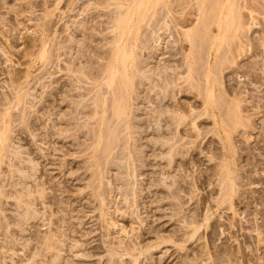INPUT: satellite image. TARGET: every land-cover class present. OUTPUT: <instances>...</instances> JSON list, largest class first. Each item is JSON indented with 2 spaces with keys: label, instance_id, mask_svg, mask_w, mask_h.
Returning <instances> with one entry per match:
<instances>
[{
  "label": "bare ground",
  "instance_id": "6f19581e",
  "mask_svg": "<svg viewBox=\"0 0 264 264\" xmlns=\"http://www.w3.org/2000/svg\"><path fill=\"white\" fill-rule=\"evenodd\" d=\"M72 1L73 0H71V2ZM78 1L80 3L82 0L81 1L78 0ZM94 1L96 2V0H94ZM100 1H103V0H99V2ZM104 1H106L108 6H112V8L114 7L115 9L121 10V11H119L116 14L114 13L115 16L113 17V21L111 23L112 29L110 32L112 39L107 42L108 44H110L108 51L106 49H105V51L102 49L106 46V45H104L101 48V51L102 50L103 51L99 52V53L97 52L98 54L96 55L99 59L101 58L103 61L106 59L105 61H107V66L106 65H105L106 67L99 66L100 68L97 69V72L95 75L91 73V70L87 71L86 69L84 70L85 67L84 68H83V66L81 67V65H82L81 61H85V60L87 61V63L89 65H92V58L88 57L89 55H87L84 48H82L81 46L79 48H75L73 45H71L72 44V43H70L71 40H69L67 36L66 37L69 41H67L66 39L64 40L62 37V41L59 43V44H61L63 42V43H67V45H65L63 47H62V45H59L61 47H57L58 42L56 43V39H55V37L57 38V36L53 37V32H54L55 28H57L58 24H59V26H61L60 24L63 23L62 22L63 17H62V15L59 14V17L57 18L58 23L55 21V24L57 23V26L53 25V24L51 25L50 24L52 21L51 18L53 16L51 14V12H47L44 15V17L41 21L42 23L40 25L38 24L41 29L36 32L37 35L36 36L34 35L35 37H30L28 39V41L25 44L22 52L19 53L22 55L21 56L22 59L27 58V61L25 63H21L20 60H22V59L20 57H18L17 61L14 59L15 62L13 63V67L14 66L22 67V65L23 66L25 65V69H23V70L14 69V70H11L10 73H8V75L10 76L9 82L11 85L12 93L9 94V96L5 95L2 97L0 95V170H2L3 164L6 163L5 162V160H6L5 158L7 157L6 152L10 146L9 140H11L9 133H10V131L13 130V128H12L13 125L18 123V121H20L19 124H16V126H14L15 129L18 127H20V129H21V127H23L22 125L26 124V123L28 125L33 126L32 125L33 123L32 124L29 123V119L32 118V116H33L32 115L30 117V115H31L30 113L32 112L30 109L35 108L36 105L40 104V102L38 101L39 99H36L35 96H34L35 98L33 97L34 94L31 95L30 91L34 90L36 88V86H41L42 89L46 88L42 82L43 78H46L45 77L46 73H44V71L46 70L47 67L43 68V66L46 64V61L47 62L49 61V65H50L51 57L52 58H54L53 56L59 57V55L61 56L63 54L68 56L69 54L72 53V51H74V54L73 55L71 54V57L66 58V60H65V62L68 63V66L69 65L72 66V68L68 67L69 71L71 73H75V74H83L87 79L95 80V85L93 84L94 85L93 89L92 90L89 89V91L86 89L87 90L86 93H88V94L92 93V99L94 100L93 102L95 105L94 106L95 109L93 108L94 113H91V116H93V117H91L90 119L95 117V119L98 121V123L96 122L98 124V127L94 131L93 134L91 133L92 131L90 129H89L90 131L87 129L90 133L88 131L87 132L92 136L93 142L91 143L90 147L86 146V149L85 150L83 149V150L86 151L88 149H91V150H88V152L92 151V156L90 153V156H91L90 159H93V160H92V162L90 161V163H91L90 166H89V164L88 165L86 164L87 166H85V171L91 172V174H89L91 177L88 180L89 181L88 184L86 182L87 186H85V187L90 188L91 192L86 193L84 196H85V198H87L86 196H88V197H91V199H94V201H92V202H98V204L96 203L97 205H96V207H94L95 208L94 210L98 211V214L100 215V217H99L100 222L107 223L108 220H111V217H110L111 212H109L110 208L108 206L110 203L109 204L107 203V200H108L107 198H108V195L110 196L109 193H111L112 192L111 190H113V189L110 187L111 189H109V190H107L108 188L107 189L102 188L100 190V188L104 183L103 179L107 178L108 173L111 170V168L117 167V165H119V166L122 165L123 160L121 163H118V164H117V162L113 161V158L115 157L114 150L116 149V147L119 146L120 143H122L121 141H123L122 146L125 149V151L123 153H126V156H127L126 158H124L125 159L124 165H127L130 168L129 169L131 171L130 175L133 176L134 169H133L132 165L135 163L136 159L134 158L135 157V155H134L135 151L132 150V144H129V142L131 140H133L132 136H134V134H132V132L130 130H131V128H133L132 126H134V125L136 126L135 118L137 117L136 116L137 113L140 111L137 107H133V106H137L135 104L138 103L139 99L141 98V92L137 93V91L140 90V88H142L141 90L144 91L145 89L148 88L147 87L148 84H149V89H151V87L153 88L152 84H154L156 82V80L154 79L155 76L156 77L159 76L158 79H161V80H158V81L159 82L161 81V83H163V84H161V85H163L162 86L163 88H161L160 85H159V87L161 89L165 90V93H163L164 94L163 97L159 98L158 102L156 101L158 103V105L161 106L162 108H163L162 103L165 100L168 103V101H171L172 99H174L175 96L180 95V94H185L186 92L193 94V98L195 100V102L191 100L192 101L191 104L190 103L184 104V103H182V102H184V100L181 102L180 101L181 98L177 99L176 103L173 106V110L171 109L172 113H169L171 110H169V112L165 111V110L160 111V108H159V111H160L159 112L157 109L158 112H156V111H154V112H156L157 118L162 120L161 122L165 121L167 123V126L169 129H171L172 125H174L176 127V129H178V127L182 126L183 122L191 120V125H190V123H189V125L191 128H193L195 130V134H191V132L186 133L187 132L186 130H184V131H186L185 133H182L181 131L180 132L178 131V132H179V134H181V135L183 134L186 137L188 136V137H194L195 139H199L198 144H196L197 147L201 146L202 142L207 138V136L219 138L220 144L222 146L221 147L222 151H220V154H218V155H220L222 159L219 160L220 163L218 166H216V168H217V169L215 168L216 170L211 169L212 172L210 174V177L216 178L219 181L218 185H220V187L222 186V189L220 188L222 194L220 195L218 201L216 200L217 201L216 205H219V206L223 205L224 206V204L228 205V203H229L228 207L230 208V210H233L234 207L232 206V199L237 192V186H238L237 185V179L239 178V175L240 176L242 175L241 179H243V177H245V176H243V174H239L240 171L239 170L236 171V169H234V167H233L236 163V161L234 163V155L236 154V150L238 149V145L236 144L235 138L233 137V135H234L233 133L237 132L238 129H240V130L245 132V134H242V135H245L244 137L248 138L249 137V133H248L249 131L247 129H251L252 127L254 128V126H252V124H251L252 122L248 123V121L251 119L252 116L257 115L256 109H253V108L257 107V105L254 106V103L252 105V102L249 100L250 97L247 95V93H249V92H247V89L245 87V85L249 84L247 82V78H249V77H248V75H246L245 72H239V70H241V66H240V62H238V59L242 57L245 50H246L245 54H248L249 52L253 53V51L257 50L255 48L256 44H255V46H253V42L256 43V41L258 40L257 48L258 47H264V30H263L262 35H259V37L257 36L258 37L257 39L254 37V31L253 30L258 25V23L256 22V18L254 16L255 10L253 11L252 9H249L247 11L248 14L246 13L247 16H245L241 13V10L245 7L241 6L242 4L239 6L236 2H234L235 0H104ZM236 1L238 2V0H236ZM62 2H64V4L69 2V3H67V4H69L67 6L73 7L72 3H70V0H56V4L54 2V4L56 5V9H57L58 5H60V3H62ZM74 2H76V1H74ZM74 2H73V4H74ZM46 3H47V1H46ZM83 3L82 4L80 3V6H82V5L84 6L85 4H83ZM27 4H28V2H27ZM100 4H102V3H100ZM143 6H145V8L148 7V9L143 10L144 12L142 11V13H140V15L135 18L136 14H138V11H140V8H142ZM85 7H86V5H85ZM123 7H125V8H123ZM32 8H34V7H32ZM101 8H103V7H101ZM247 8L248 7H246V9ZM76 9H78V8H76V6L74 4V8L72 9V12L76 11ZM117 10H115V11H117ZM224 10H226L227 13L226 12L224 13ZM82 12H83V8H82ZM110 12H111V10H110ZM112 12H114L113 9H112ZM106 13H109V11ZM77 14H78V11H77ZM232 14H235V15H232ZM229 15H232V16L229 18L228 17ZM111 16H112V14H111ZM16 17H18V16H16ZM65 17H67V16H65ZM77 19H78V17H77ZM110 19H111V17H110ZM91 20L93 21V19H91ZM88 22H90V21L85 20V19L83 20L81 18V20L77 21V23L72 21L71 23H73V25H71L69 23L70 26L69 25L66 26L68 23H65L66 25L64 24L58 30H60V31L63 30L65 32L71 30V32H73L75 35L76 34L85 35L86 30L89 29V26L87 28ZM11 32L12 31H10L9 32L10 34L6 35V36L0 33L1 37L5 38V40H1L2 38L0 39V46H1L0 52H2V54H3L2 56L5 57L6 61H9L10 63L12 62V55H11L9 48L11 49L14 47V39H17L16 37H18V36L13 37ZM56 33H60V32L58 31ZM229 33H232V35H229ZM102 39H105V38H102ZM164 45H166L165 46L166 48L164 47ZM164 49H167V50L164 52L163 51ZM254 49H256V50H254ZM88 52H90V51H88ZM161 54L162 55L163 54L168 55V57H165L166 59L164 58L165 61L167 60V58L175 57V56L180 54L181 64L178 61V66H175L174 69H171L172 67L170 68L168 65H166L167 66L166 67L165 64H167V63H165L163 65L165 67L162 66L161 68H158L159 73H157V74L152 70H150V71L148 70L149 72H144L143 71V70H145L144 67L146 68V66L149 65L148 64L149 62H147L145 59L155 60L154 63H156L157 60L153 59V58L158 59ZM145 57H148V58H145ZM41 59H43L45 61L44 62L45 64L42 63L43 65H41V67L40 66L36 67V65H35L36 60H41ZM67 59H69V60H67ZM0 60H1V58H0ZM43 60H41V61L43 62ZM151 60H149V61H151ZM41 61H40V63H41ZM79 62L81 63V65L78 66L77 63H79ZM168 62H169V60H168ZM244 66H246V65H244ZM181 67L185 68L184 72L186 73L184 79L181 80V82L183 81L182 84H180V82H179L180 77H178V72L176 71L177 69H179ZM42 68L44 70H42ZM184 68H182V69L184 70ZM62 69H64V68H62ZM150 69H152V67H150ZM242 69H243V67H242ZM155 71H157V70H155ZM50 73L48 72L47 75H50ZM233 74H234V76H233ZM92 75H94V76H92ZM249 75H251V73H249ZM232 76L234 77L233 79H235L234 81L237 82V83L235 82L236 84H234L233 82H232L233 84H231L230 77H232ZM251 77H252V75H251ZM76 79H78V78H76ZM99 79H101V81H99ZM78 80L81 81L80 79H78ZM251 80L252 79L250 78V80H249L250 84L253 83V82H251ZM70 81L69 82L66 81V82L62 83L61 87L66 88L67 86L70 85ZM157 82H156V85L159 83V82L158 83ZM254 84H255V82L253 83V85ZM253 85H251V86H253ZM71 86L74 87L73 90L78 88L76 85H71ZM249 86H247V87H249ZM254 86L256 87V85H254ZM82 87H81V89H83ZM57 88H59V87H57ZM59 90L61 91V89H59ZM156 90H158V89H156ZM45 91H46V89H45ZM84 91H85V89H84ZM151 91L154 92V90H152V89H151ZM156 92L158 93L159 90ZM156 92H154V93H156ZM62 93H63V91H62ZM83 95L84 94H82V96ZM155 95L156 94H154L153 97ZM253 95H255V94H253ZM172 96H174V97H172ZM250 96H251V94H250ZM55 97H57V95L54 96V98ZM67 97H68V95L65 98L61 97L63 99L60 101V103H58V101H57L55 105L54 104L51 106L45 105L47 107L48 112H51V114H54L53 112L55 111L56 112L55 115L59 116V113L62 112V105L67 106V107H71L72 104H70L68 102ZM149 98H150V96H149ZM156 98H157V96H156ZM42 99H43V97H41V100ZM44 100H45V98H44ZM52 101H55V100H52ZM149 101H150V99H149ZM152 101H150V102L152 103ZM44 103H45V101H44ZM44 103H42L43 105L42 104L41 105L44 106ZM91 104H92V102H91ZM249 104H251V105H249ZM80 105H81V103H78L77 105H75L73 107L74 112L75 111L77 112V109L80 110L79 109L80 107H81V112H85L84 110L86 109V106L85 105L80 106ZM153 105H155V104H153ZM153 105L151 107H153ZM45 106H44V108H45ZM131 106H132V109H130ZM144 108H146V107H144ZM39 109H41L40 106H39ZM39 109H38V111H40ZM146 109H148V108H146ZM153 110H154V108H153ZM249 110L255 111V114L252 112L250 114ZM63 112H65V111H63ZM70 114L72 116V113H70ZM147 114H148V112H147ZM65 115H67V113L66 114L64 113V118H65ZM151 116H150V118H151ZM59 117H57V118H59ZM153 117L155 119V116H153ZM208 120H211V121L209 122ZM33 121H35V120H33ZM33 121H31V122H33ZM37 121L38 120H36L35 122H37ZM58 121L64 125L65 130H64V132L62 131L61 133H59L61 130L57 132V130H58L57 129L56 133H54L55 132L54 130L56 129V127H55V129L52 128V129H54L53 130L54 132H52V133L56 135V136L54 135L55 137L58 136L57 141H59V139H60V141L58 143H61L60 147H58L57 150L60 151L61 156L70 157V156L74 155V153H76V151L74 150L76 148L74 147L73 149L72 148L70 149V147L63 145V142H64L63 140H66L67 138H69L70 135L68 136V134L66 135L65 133L68 132L67 127H70L72 122H71V119L67 120V119H63V118H59ZM146 121H148V120H146ZM41 122L42 121H39L38 123L41 125ZM20 124H22V125L20 126ZM27 124H26V126H27ZM35 124L36 123H34V125ZM51 124H53V125H51ZM51 124L50 125L54 127V123L52 122ZM186 124H188V123L186 122ZM209 124L211 125V127H208ZM72 125H74V124H72ZM152 125H156V124H152ZM152 125H150L151 126L150 133L152 134V136H155V137L157 136V138L154 137L155 139L153 141H150V145H149L148 149L151 147L152 153L155 152L157 149H161V148H164V150L167 149V153L166 152L165 153L167 154V157H168V159H167L168 164L172 160L173 161H175V159L179 160L180 153L182 151V148L185 145H187V144L193 145L195 143L194 141L188 140L189 141L188 143L182 144L181 142H182V138H184V136L183 137L181 135L179 136V134L173 135L174 133L170 134L172 131L171 132L169 131L167 133H165V132L161 133L160 130H162V129L156 128V126H153L155 128V129H153ZM185 126H188V125H185ZM66 128H67V130H66ZM163 128H164V126H163ZM165 128L167 130V127H165ZM23 129H26V128H23ZM72 130L76 132L75 128ZM75 132L72 133V137H73V134H75ZM137 132H138L137 134L140 133L138 130H137ZM15 134H16V132H15ZM121 134L123 135L122 136L123 138L120 137ZM165 134H167V135H165ZM47 135H49V134H47ZM47 135H45V136H47ZM163 136H168V137L164 138V140H166V141H162ZM119 137L121 138V140L119 139V141H117V139ZM161 137H162V139H161ZM137 138H136V140H137ZM158 138H160V141L158 140ZM74 140H75V138H74ZM134 140H133V142H134ZM61 141H63V142H61ZM55 142H56V139H55ZM117 142H119V143H117ZM76 144H77V142H76ZM82 146L84 147V145H82ZM123 147H121V148H123ZM78 148L76 150H79ZM52 149H55V148L52 147ZM200 149L202 150L203 148L200 147ZM209 149L212 150V148H209ZM121 150H123V149H121ZM157 152H160V151L158 150ZM202 152H203V150H202ZM214 152H211L210 157H208L210 161L213 158H214L213 159V161H214V160H216V158L218 159V157H219ZM165 153H163V154L166 155ZM155 155H154V158L156 157ZM161 155H162V153H161ZM215 156H217V157L215 158ZM16 157H15V159H16ZM78 157H76V158H78ZM240 157H238V158H240ZM8 158H10V155ZM131 158H132V160H131ZM158 158L159 157H157V159ZM58 160H59V158H58ZM20 161H22V160L20 159ZM192 161H194V160H192ZM18 162H19V159H18ZM18 162H14V163L10 162V163H12L11 164L12 167L16 168L15 170H17V168H20L18 170L22 171V169L24 167H26V165L22 168V166L20 165L21 162L20 163H18ZM56 162H58L57 159L55 161V165H56ZM60 162L61 163L58 162L59 164H58V168H57L58 170L57 171H59L60 173H66L67 172L69 175H71V178L70 179L67 178L65 180H62L61 182L58 181L56 185H54V184H50V185H53V187H55L54 189H57V191L61 192L60 194L64 193L63 195H66L67 193L70 194V190L72 189V188L70 189V187H74L73 184L75 182L77 185V183H80L81 181L86 180L88 176L87 177L83 176L84 171H81V173L79 172V174L73 173L74 171H72V168H73L72 167V163H73L72 160L69 161L66 159H62V161H60ZM7 163H9V162H7ZM24 163H25V161L21 164H24ZM73 166H74V163H73ZM78 166H79V162H78L77 167ZM127 166H125V167H127ZM32 167H30V168H32ZM79 167H80V169H82L81 166H79ZM79 167H78V169H79ZM89 167H91V168H89ZM92 167H95V168L93 169ZM33 168H34L33 171H35V167H33ZM43 168H42V171H43ZM15 172L16 171H11V173H10L11 175L8 173L11 176L10 177L11 179H12V174L14 175ZM69 172H72V173H69ZM1 173H2V171L0 172V175H1ZM24 174L25 173H23V175L22 174L17 175L18 179L12 180V181H10V179L9 180L4 179L5 181H3V179L0 178V179H2L0 181V196H2V198L8 199V197H10L11 199H13L14 201L12 200L13 202L11 201V204L14 207L18 208V211L20 213V214L18 213V215L17 214H15L13 216L11 215V218L8 215H6L9 218H5V219H8L7 223H5V224L1 222L2 220H0V222H1L0 223V230L3 231V232H0V236H3L4 238H6V239H4V241H0V264H6V260L10 256H11V259L10 258L9 259L12 261H15L17 259L15 257H19V256H17L18 253L15 254V251L18 250L17 249V246H18L17 237H20V235L21 236L24 235V234L22 235L21 233H25L24 232L25 226L27 228H28V226L31 227L29 229H26V230H28L27 232H29L28 235L31 236V238H29V239L34 238L37 242V245H39L38 247H36V249L32 247L33 249H35L34 251L32 248H30L31 247L30 246L28 249H26V251L24 252V255L22 254L23 256L28 257V260H27L28 264H84V263L86 264V263H88V261L87 262L83 261L84 263H81L82 262L81 259L80 258L77 259L76 257H74V259H76V260H66L65 259V257L67 258L66 254H68L69 252H73L75 250V248H78V245H77V247L75 245H71V246L68 245L69 246L68 247L66 244V242L69 241L70 235L73 234L75 231H77V229L75 228V231H73V233L69 234V232H70V230H68L69 229V227H68V225H69L68 221L69 220L67 221V217H68L69 213H71V212L73 213L74 209L72 208L70 203L68 204L67 198H66V200H65V198H64V200L63 199L59 200L58 199L59 197L58 198L56 197L57 195L51 196L50 194L49 195L45 194L44 193L45 188L43 186H44V184H46V182L43 181L42 179H41L42 182L39 181L37 183V185L31 186L29 188L27 186L28 184L25 185L26 181L29 180V179L27 180V178L29 176H24ZM31 174L33 175L35 173H33L31 171ZM32 175H30V176H32ZM74 175H75V178H74ZM20 176H21V178H20ZM72 176H73V178H72ZM33 179L34 178H32V181H33ZM72 179H73V181H72ZM174 180L175 181H172L173 182L172 186L175 185V187H176V189H174V191H175L178 189L179 184H178V181H176V179H174ZM120 181L121 180L118 176V177L114 178L113 181H110L108 184L106 183L107 185L106 184H104V185H105V187L106 186L109 187L111 185H114L113 184L114 182L115 183L117 182V184L121 183V185H123L122 186L123 189L122 188L120 189V192H121L120 195H122V197H124L125 203L128 204V205L126 204V207L128 206V208H130V207H132L133 202L128 200V196L133 197L136 195V191H135L136 189L134 190V188H133L134 187L133 185H135V184H133V181L132 182H130V181L124 182V180H122L124 183H122ZM51 183H52V181H51ZM163 184H164V181H163ZM165 184H168V183H165ZM31 185H32V183H31ZM124 186H125V188H124ZM160 188H163V187L161 186ZM168 188H170V187H168ZM32 189H34V190H32ZM80 193L81 192H79V195H80ZM32 194L33 195L36 194V196L32 197L31 196ZM173 194H174V192H173ZM28 196H31V198H32L31 201H29L31 203L26 202L24 200V198L28 197ZM67 196H69V195L67 194ZM173 197H175V196H173ZM28 198H26V200ZM80 198H81V196H80ZM80 198L78 197V199H80ZM88 201L91 202L90 198ZM73 202H75V201L72 200V203ZM47 203H50L54 207L57 206V208H55L56 212L52 211L53 209H51V211L49 210L50 211L49 215L51 216L50 221H52L51 222L52 225H54V226L56 225L57 228L56 227L55 228L50 227V228H48L49 230L43 234L42 233L43 230L39 229L40 225L38 226L37 222H34L35 224L33 223V221L39 220L38 217L41 214L39 213L37 215L38 212L36 211L37 212L36 215H34L35 214V212H34L33 216H30L32 213L31 214H29V213L33 212V211L28 212L27 210H30V209H27V208H30L31 206L32 207L38 206V205H40V207H41V205H45ZM79 203L80 202H78V204ZM135 203H137V202L135 201ZM6 204H8V203L6 202ZM0 206H1V204H0ZM65 206H69V207L64 208ZM16 208H15V210L17 211ZM4 210L2 207L0 211L3 212ZM1 212H0V214H1ZM14 213H16V212H14ZM55 214H58L59 216H56L53 220H51L53 218L52 216ZM40 217L44 218L45 216L41 215ZM189 217H191V216H189ZM112 218H113V216H112ZM208 218H209V215L204 220L205 221L209 220ZM9 221H11L13 223V224L10 223V226H14V227H10L9 225H7L9 223ZM191 223H192V221H191ZM57 224H59V225H57ZM71 227L72 226L70 225V228ZM31 229H34V230L31 231ZM56 229H58L59 231L58 230L56 231ZM106 229H108V228H106ZM110 230H111V228H110ZM198 230H199V227L196 226L193 229V231L191 230L192 231V233L190 234L191 236H188V238L191 239L198 232ZM79 232L81 233L80 230H79ZM105 233H107V236H108L110 234V231L107 230ZM86 234H89L88 235V237H89L90 234H92V232H90V233L88 232ZM83 235H84V233H83ZM186 235H188V234H186ZM170 236L171 237H169V238L171 240L173 239L175 241L178 240L179 237H181V236H179L178 231L172 232L170 234ZM83 237H85V235ZM170 239H168V240H170ZM90 242H88V243L85 242V244H88V246L90 245V247L89 248H87V247L83 248V251H82L83 252L82 254H84V255H82L83 257L87 256V258L88 257L92 258V257L96 256L98 253L100 254L102 252V253H107L106 259H105L106 264H123L124 260H129V259H131V264H143L144 262H145L144 264H146V263H148V261L152 260L148 256V254H150L149 252L152 251L153 249H156L159 246L163 245L165 240H164V238H162L161 242H159V243L157 242V244H155L154 246L145 247V249H144V246H142L140 243H135V242H126L125 241V242H121V243L119 242L117 244H113L110 241L109 242L105 241L104 243H101L98 245L97 244L91 245V244H89ZM81 245H82V243H81ZM81 245L79 246V248H80V249H78L79 251L82 250L83 245L82 246ZM84 246H86V245H84ZM2 248L4 249L3 252L1 251ZM69 255H70V253H69ZM75 256H77V255H75ZM82 256H81V258H83ZM101 259L102 258H100V261H101ZM17 261H19V260H17ZM17 261H15V264H17ZM21 261H22V259H21ZM19 262H18V264L21 263V262L20 263ZM13 264H14V262H13ZM103 264H105V262H103ZM127 264H130V263L128 262ZM233 264H235V263H233Z\"/></svg>",
  "mask_w": 264,
  "mask_h": 264
},
{
  "label": "rangeland",
  "instance_id": "374dc122",
  "mask_svg": "<svg viewBox=\"0 0 264 264\" xmlns=\"http://www.w3.org/2000/svg\"><path fill=\"white\" fill-rule=\"evenodd\" d=\"M46 1H47V3H46ZM74 1H76V2H74ZM103 1L99 2V0H96V2H95L94 0H82L80 3L82 4L84 2L83 4L86 5V7H85V5L80 6V3L78 0H73L72 2L70 0V3H72L73 7L67 6V5H69L67 3H69V2H67L65 4H64V2H62V3H60V5H58V7L56 9V5H55L56 0H0V33L6 36V35L10 34L9 33L10 31H12L11 34L13 37L18 36V37H16L17 39H14V47L11 49L9 48L11 55H12V62L11 63L9 61H6L5 57L2 56L3 55L2 52H0V58H1V60H0V95L3 97L5 95L9 96V94L12 93L11 85L9 82L10 76L8 75V73H10L11 70H14V69H18V70L25 69V65L24 66L22 65V67H19V66L13 67V63L15 62V60L17 61L18 57H20L22 59V57H21L22 55L19 53L22 52V50H23L25 44L27 43L28 39L30 37H35L37 35L36 32L41 29L39 25L42 23L41 21L47 12H51V14L53 15L51 18L52 21L50 24L51 25L53 24L56 26L58 23L57 18L59 17V14L62 15V17H63V21H62L63 23L61 22L62 24H60L61 26H63L65 23H68L67 25L65 24L66 26H68V25L70 26V24L73 25V23H71L72 21L77 23V21H80L81 18L83 20L84 19L89 20L90 22L87 23V28L89 26V29L86 30L85 35H80V34L75 35L73 32H71V30L66 31V32L63 30L60 31L58 29L61 26H59V24H58L57 28L54 27L55 30L53 32V37L57 36V38H58L57 39L55 37L56 43L58 42L57 47H61L59 45H62V47L67 45V43H63V42L61 44H59L62 41V37H63L64 40L65 39L67 41L71 40L70 43H72L71 45H73L75 48H79L80 46L82 48H84L87 55H89L88 57L92 58V65H89L86 60L81 61L82 65L80 62H79L80 64L77 63L78 66L81 65V67L82 66H83V68L85 67L84 70L85 69L87 71L91 70V73L95 75L97 72V69L100 68L99 66L106 67L107 66V61H105L106 59L103 61L101 58L99 59L96 55L99 52H102L103 50L105 51V49L108 51L110 44H108L107 42L112 39V36L110 35L111 29H112L111 23L113 21V17L115 16V14L121 10H117L114 7L112 8V6L107 5L106 1H104V2ZM27 2H28V4H27ZM54 2H55V4H54ZM73 2L75 4L76 8H78V9H76V11L72 12V9L74 8ZM234 2H236L239 6L242 4L241 6L245 7V8L242 7L243 9L241 10V13L245 16H247V14H248L247 11L249 9H252L253 11L255 10L254 16L256 18V22L258 23V25L253 31H254V37L257 39L259 37V35L263 34V30H264V0H250V1L249 0H238V2L235 0ZM100 3H102V4H100ZM145 6L140 8V11H138V14H136L135 18L137 16H139L143 10L148 9V7L145 8ZM32 7H34V8H32ZM101 7H103V8H101ZM246 7H248V8L246 9ZM82 8H83V12H82ZM123 8H125V7H123ZM112 9L114 12H112ZM110 10H111V12H110ZM115 10H117V11H115ZM77 11H78V14H77ZM108 11H109V13H106ZM225 12L227 13L226 10H224V13ZM111 14H112V16H111ZM15 15L18 17H16ZM232 15H235V14H232ZM232 15H229L228 17L230 18ZM65 16H67V17H65ZM109 16L111 17V19ZM77 17H78V19H77ZM91 19H93V21ZM55 21L57 22L56 24H55ZM56 29L60 33H56V32H58ZM229 35H232V33H229ZM66 36L68 37L69 40L67 39ZM102 38H105L106 40L102 39ZM0 39L5 40V38L1 37V35H0ZM257 42H258V40L256 41V43L253 42V46H255V44H256L255 48L257 50L254 49L256 51H253V53L249 52L248 54H245V52H246V50H245L242 57L238 59V62H240V66H241V70H239V72H245L246 75H248V77H249V78H247V82L249 84L246 83L247 85H245V87L247 89V92H249L252 96L251 97L250 94L247 93V95L250 97L249 100L252 102V105H253V103H254V106L257 105V107L253 108V109H256L257 115L252 116L251 119L248 121V123L252 122L251 124H252V126H254V128L256 127L255 129L253 127L251 129H247L249 131L248 132L249 133L248 138H245L244 137L245 135H242V134H245V132L240 130V129H238L237 132L233 133L234 134L233 137L235 138L236 144L238 145V149H237L238 151L236 150V154L234 155V163H235V161H236V163L233 167H234V169H236V171H238V170L240 171L239 174H243V176H245V177H243V179H241L242 175L241 176L239 175V178L237 179V185H238L237 186V192L232 199V206L234 207L233 210H230V208L228 207L229 203H228V205L224 204V206L223 205L222 206L216 205L217 204L216 202L218 201L220 195L222 194L221 190H220V188L222 189V186L220 187V185H218L219 181L216 178L210 177V174L212 172L211 169L216 170L217 169L216 166H218L220 163L219 160L222 159L221 156L218 155V154H220V151H222V148H221L222 146L220 144L219 138L207 136V138L202 142V144L200 146L201 148H203L202 149L203 152H202L200 147L199 146L197 147V145H196V144H198L199 139H195L194 137H188V136H187L188 137L187 138L183 134L182 135L179 134L180 131L182 133H185L187 131L186 133L191 132V134H195V130L190 127L191 120L183 122L182 126L178 127V129H176V127L174 125H172L171 129H169L167 126V123L165 121L161 122L162 120L157 118V116H156L157 115L156 112L159 111V108H160V111L165 110V111L169 112V110H171V109L173 110V106L176 103L177 99L181 98V100H180L181 102L184 100V102H182L184 104H186V103L191 104L192 101L195 102V100L193 98V94L186 92L185 94H180V95H177L175 97L172 96V97H174V99H172L171 101H168V103L165 100L162 103V106H163V108H162L161 106L158 105L157 102H158L159 98L163 97V95H164L163 93H165V90L161 89V88H163L162 87L163 85H161L163 83H161V81L160 82L158 81V80H161V79H158L159 76H157V77L155 76L154 79L156 80V82L158 81L159 83L157 82L158 83L157 85H156V82L154 84H152L153 88L151 87V89L154 90V92L159 90V92L158 93L152 92L151 89H149V84H148V86H147L148 88L145 89L144 91L141 90L142 88H140L141 91L140 90L137 91V93L141 92V98L139 99V102L135 104L137 106L132 105L133 107H137L140 110L136 115L137 117L135 118L136 126L135 125H134L135 127L132 126L133 128H131V130H130L132 132V134H134V136H132L133 140L135 139L134 142L131 139L130 140L132 142L131 141L129 142V144H132V150L135 151V152L134 151L133 152L135 155L134 158L136 159V161L134 163L136 166L134 164L132 165V167L134 169L133 176L130 175V173H131V171L129 170L130 168L127 165H124L125 164L124 158H126L127 156H126V153H123L125 151V149L122 146L123 141H121L122 142V143H120L121 145L119 144V146L116 147V149L114 150L115 157L113 158V161L117 162V164H118V163H121L123 160L122 165L121 164L120 165L122 167L123 166L124 167L122 168L119 165H117V167L119 166L120 168L119 167L118 168L112 167L108 173L109 177L107 176V178L103 179L104 183L100 188V190L102 188H104V189L108 188L107 190H109L111 188L113 189V190H111L112 192L109 193L110 196L108 195V198H107L108 199L107 203L108 204L110 203L108 206L110 208L109 212H111L110 213L111 214V216H110L111 220H108L107 223L100 222V218H99L100 215L98 214V211L94 210L95 209L94 207H96L98 202H92V201H94V199H91V197H88V196H86L87 198H85V196H84L86 193L91 192L90 188L85 187V186H87V184L89 182L88 180L91 177L89 175V174H91V172L90 171L86 172L85 166H87L88 164L90 166V164H91L90 161L92 162V160H93V159H90L92 156V151L88 152V150H91V149H88L86 151H84V150L86 149V146L90 147L91 143L93 142L92 136L89 134L90 133L89 131L91 130L92 131L91 133L93 134L94 131L98 127V124H97L98 121L95 119V117L90 119L91 117H93V116H91V113H94V109H95V107H94L95 105L93 102L94 100L92 99V93L88 94L86 92H87V90L89 91V89H91V90L93 89V87L95 85V80L87 79L83 74H75V73H71L69 71V68H72V66H70V65L68 66V63H66L65 60H66V58H70L71 54L72 55L74 54V51H72V53L68 55L69 57L66 56L65 54H63L61 56L59 55V57H56V56H53L54 58L51 57V60L49 59L50 65H49V61L48 62L46 61V64H45L44 63L45 61L43 59H41V60H43V62L41 60H36V63H35L36 67L37 66L41 67V65H43V64H45L43 66V68L47 67L46 68L47 71L46 70L44 71V73H46V75H45L46 78H43V81H42L46 88L42 89L41 86H36V88H35L36 90L34 89V90L30 91L31 95L34 94L33 97L35 96L36 99H39L38 101L40 102V104L38 103L39 105H36L35 108L30 109L32 111L30 113L31 114L30 117L32 115L33 116H32V118L29 119V123L30 124L33 123L32 124L33 126L28 125L25 122L27 124V126H26V124L22 123L23 125L20 124V126L21 125L23 126V127H21V129H20V127L15 129L14 126H16V124H19L20 121H18V123L13 125V127H12L13 130L11 129L12 131H10V133H9L10 139H11V140H9L10 146L7 149V152H6L7 157L5 158L6 160L7 159L8 160L7 161L5 160L6 163L3 164L2 170H0V172L2 171V173H3V174L1 173L0 178H2L3 181L9 180V179H10V181H12V180L18 179L17 175H20V174L23 175V173H25L24 176H29L27 178V180L28 179L29 180L26 181V183H25V185L28 184L27 186L29 188L31 186L37 185V183L39 181H41V179H42L43 181L46 182V184H44V186H43L45 188V192H44L45 194H48V195L50 194L51 196L57 195L56 197L57 198L59 197L58 198L59 200H62V199L64 200V198L66 200V198H67L68 204L70 203L72 208L74 209L73 213L71 212V213H69L68 217L66 216L67 221L68 220L70 221V222L68 221V224H69L68 230H70L69 234L73 233V231H75V228L77 229V231H75L73 234L70 235V237H69L70 242L67 241L66 244H67V246L68 245H70V246L75 245L76 247L78 245V248H75V250L73 252H69L70 255H69V253L66 254V256H67V258L65 257L66 260H76V259H74V257H76L77 259H79V258L81 259V261H82L81 263L88 261L89 264H91V263L92 264H94V263L95 264H103V262H105V264H106L105 259H106L107 253L101 252L100 254L98 253L99 255L97 254L96 256H94L92 258H89V257L87 258V256H84V257L82 256V255H84V254H82L83 248H85V247L89 248L90 247V245L88 246V244H85V242L88 243L91 241L89 243L91 245H96V244L98 245V244L104 243L105 241L106 242L110 241L113 244H117L119 242L121 243V242H125V241L126 242H135V243H140L142 246H144V249H145V247L154 246L155 244H157V242L158 243L161 242L162 238H164L165 242L163 243V245H161L158 248L153 249L152 251L149 252L150 254H148V256L152 260L148 261V263H146V264H231V263L232 264L233 263H235V264H264V47H258L259 48L258 49L257 48V45H258ZM104 45H106V46L104 48H102V46H104ZM165 46L166 45H164V47ZM0 48H1V46H0ZM101 48L103 49L102 51H101ZM166 50L167 49H164L163 51L165 52ZM88 51H90V52H88ZM177 56L167 58V60L165 61V59H166L165 57H168V55H165V54L162 55L161 54L158 58L160 61L157 58H153V59L157 60L156 63H154L155 60L145 59L147 62H149L148 63L149 65L146 66V68L144 67L145 70H143V71L149 72L150 70H152L157 74V73H159L158 68H161L165 63H167V64H165V66L168 65L170 68L172 67L171 69H174L175 66H178V61L181 64L180 54ZM145 58H148V57H145ZM67 60H69V59H67ZM149 60H151V61H149ZM168 60H169V62H168ZM20 61H21V63H25L27 61V58H23ZM40 61H41V63H40ZM244 65H246V66H244ZM165 66H163V67H165ZM150 67H152V69H150ZM242 67H243V69H242ZM43 68H42V70H44ZM62 68H64V69H62ZM182 68H184V67H181V68L176 70L178 72V77H180V80H179L180 84L183 83V81L181 82V80H183L185 75H186V73L184 72L185 68H184V70ZM155 70H157V71H155ZM251 71L252 72L254 71V72L252 73ZM48 72L49 73L51 72L50 75H47ZM249 73H251L252 77H251V75H249ZM94 75H92V76H94ZM233 76H234V74H233ZM233 76L230 77V79H231L230 82H231V84H233V83L236 84L237 82L234 81L235 79H233L234 78ZM76 78L80 79L81 81H79ZM250 78L252 79L251 82H253V83L255 82L254 85H256V87L253 85V83L250 84V81H249ZM66 81H68V82L70 81V85L67 86L66 88L61 87L62 83L66 82ZM99 81H101V79H99ZM71 85H76L80 90L78 88L73 90L74 87H72ZM159 85L161 88L159 87ZM249 85L250 86L253 85L255 88L253 86L250 87ZM247 86H249V87H247ZM57 87H59V88H57ZM81 87L83 89H81ZM53 88L54 89L56 88V89L54 90ZM155 88L158 90H156ZM45 89H46V91H45ZM59 89H61V91ZM84 89H85V91H84ZM62 91H63V93H62ZM82 94H84V95L82 96ZM154 94H156V95L153 97ZM253 94H255V95H253ZM56 95H57V97L54 98V96H56ZM67 95H68L67 100L70 104H72V106L67 107V106L62 105V112L59 113V116L61 115L62 117L55 115V113H56L55 111L53 112L54 114H51V112H48L47 107L45 105H47V106H51L53 104L55 105L57 101H58V103H60V101L63 99L61 97L65 98ZM149 96H150V98H149ZM156 96H157V98H156ZM41 97H43L42 100H41ZM44 98H45V100H44ZM148 98L150 99V101L153 100L152 103L149 101ZM52 100H55V101H52ZM44 101H45V103H44ZM91 102H92V104H91ZM42 103H44L45 108H44V106H42L43 105ZM78 103H81L80 106H83V105L86 106V109L84 110L85 112H81V107L79 108L80 110L77 109V112L76 111L74 112L73 107L75 105H77ZM153 104H155L157 107L158 106L159 107L157 108ZM152 105H153V107H151ZM249 105H251V104H249ZM39 106L41 109H39ZM132 106L130 109H132ZM144 107H146L148 109H146ZM37 108L40 111H38ZM153 108H154V110H153ZM157 109H158V111H157ZM172 110L169 113H172ZM63 111H65V112H63ZM154 111H156V112H154ZM147 112H148V114H147ZM251 112L255 114V111L249 110L250 114H251ZM64 113L65 114L67 113V115H65V118H64ZM70 113H72V116ZM150 116L152 119L150 118ZM153 116H155L156 120L154 119ZM57 117L67 119V120L71 119L72 124H74V125L71 124L72 126L70 125V127H67L68 132L65 134L66 135L68 134V136L70 135L69 138H67L66 140H63L64 142L63 141H61V142H63V145L70 147V149L71 148L73 149L74 147L77 149L79 147L78 149L80 151L74 149L76 151V153L78 152L77 154L74 153V155H72L70 157H68V156L63 157V156H61L60 151L57 150L58 147H60V145H61V143H58L60 141V139H59V141H57L58 136L55 137L56 135L53 134L52 132L55 131L54 133H56V130L58 129L57 132L61 130L59 132V133H61L62 131L64 132V130H65L64 125L58 121L59 118H57ZM33 120H35V121L38 120V121L35 122ZM146 120H148V121H146ZM31 121H33V122H31ZM39 121H42L41 125L38 123ZM51 121L54 123V127L51 126V125H53V124H51L52 123ZM208 121L210 122L211 120H208ZM186 122L188 124H186ZM34 123H36V124L34 125ZM189 123H190V125H189ZM149 124L150 125L156 124V125H152V127L156 126V128L162 129V130H160L161 133H164V132L167 133L169 131L170 132L172 131L170 134L174 133L173 135L179 134V136L180 135L182 137L184 136V138H182V142H181L182 144L188 143L190 140L194 141L195 143L193 145L187 144L183 148L181 147L182 151L180 153L179 160H177V159H175V161L172 160L173 162L171 161L172 163L170 162L168 164V161H167L168 157L166 154L167 149H165V150H164V148L157 149L155 152H153L154 154L152 153L151 147L148 149V147L150 145V141H153L155 138H157V136L156 137L152 136V134L150 133L151 126ZM185 125H188V126H185ZM163 126H164V128H163ZM55 127H56V129H55ZM165 127H167V130ZM208 127H211V125L209 124ZM23 128H26V129H23ZM52 128H54L55 130ZM67 128H66V130H67ZM74 128H75L76 132L72 130ZM87 129L88 130L90 129V130L88 131ZM153 129H155V128L153 127ZM137 130L140 132L139 134H137L138 133ZM184 130H186V131H184ZM15 132H16V134H15ZM74 132H75V134H73V137H72V133H74ZM47 134H49V135H47ZM45 135H47L48 137ZM165 135H167V134H165ZM122 136L123 135L121 134L120 137H122ZM120 137L117 139V141H119V139L121 140ZM166 137H168V136H163V139L161 137L162 141H166V140H164V138H166ZM74 138H75V140H74ZM136 138H137V140H136ZM55 139H56V142H55ZM158 140L160 141V138H158ZM76 142H77V144H76ZM117 143H119V142H117ZM82 145H84V147ZM52 147L55 149H52ZM121 147H123V148H121ZM209 148H212V150ZM121 149H123V150H121ZM158 150L160 152H157ZM211 152L216 153V155L219 156L218 159L216 158L217 156H215L216 160L213 161V159H214L213 158L210 161L208 157H210ZM90 153H91V156H90ZM161 153H162V155H161ZM163 153H165L166 155H164ZM8 154L10 155V158H8L9 157ZM154 155L156 156L155 158H154ZM15 157L17 160L15 159ZM76 157H78V158H76ZM157 157H159L158 158L159 160L157 159ZM238 157H240V158H238ZM58 158L60 161H62V159H66L69 161L72 160V162L74 163V166L72 163V167H73L72 171H74L73 173L79 174V172L81 173V171H84L85 175L83 174V176L84 177L88 176L86 180H83L84 182L81 181L80 183H77V185L75 182L73 184L74 187H70V189L72 188L70 190L71 195L69 193H67L69 196H67L66 193H65L66 195H63L64 193L60 194L61 192L57 191V189H54L55 187H53V185H50V184L56 185L58 181L61 182L62 180H65L67 178L68 179L71 178V175H69L67 172L66 173H60L59 171H57L58 170L57 169L58 164L61 163L58 160ZM18 159H19V162H18ZM20 159L22 161H20ZM56 159L59 163L56 162V165H55ZM131 160H132V158H131ZM192 160H194L195 162ZM24 161H25V163L21 164ZM7 162H9V163H7ZM10 162H12V163H14V162L20 163L21 162L20 165L22 166V168L25 165H26V167L28 166L29 168L28 167L27 168L24 167L23 169L21 168L22 171L24 170L23 172L21 170H18L20 168H17V170L19 171L18 172L17 170H15L16 169L15 167L11 166L12 163H10ZM78 162H79V166H81L82 169H80L79 166H78L79 167V169H78V167H77ZM32 166L35 167V171H33L34 168ZM125 166H127V167H125ZM30 167H32L33 169ZM42 168H43V171H42ZM89 168H91V167H89ZM92 168L94 169L95 167H92ZM11 171H16L14 175L12 174V179L10 178L11 177L10 176ZM31 171L33 173H35V174H33L34 176L31 174ZM69 173H72V172H69ZM30 175H32L33 177ZM21 176H20V178H21ZM118 176L121 180L120 182H122V183H124L126 181H130V182L133 181V184H135V185H133L134 186L133 188H134V190L136 189L135 190L136 195L133 197L128 196V200L133 202V205L130 208H128V206L126 207L127 203H125L124 197H122V195H120V193H121L120 189L121 188L123 189V187H122L123 185H121V183L117 184V182L116 183L114 182L113 183L114 185H111L109 187L108 186L105 187V185H104L106 183L108 184L110 181H113L114 178H116ZM32 178H34L33 181H32ZM72 178H73V176H72ZM74 178H75V175H74ZM2 179H0V181ZM174 179H176V181H178V184H179L178 189L179 190L177 189L174 191V189H176L175 185L172 186L173 185L172 181H175ZM122 180H124V182ZM51 181H52V183H51ZM72 181H73V179H72ZM163 181H164V184H163ZM86 182H87V184H86ZM31 183H32V185H31ZM165 183H168V184H165ZM161 186L163 188H160ZM168 187H170V188H168ZM124 188H125V186H124ZM32 190H34V189H32ZM171 190L174 192V194ZM79 192H81L80 195H79ZM31 196L32 197L36 196V194H34V195L32 194ZM31 196H28L29 198L25 197L24 200L26 202L31 201V199H32ZM80 196H81V198L82 197L83 198L81 199ZM173 196H175V197H173ZM78 197L80 199H78ZM1 198H2V196H0V204H1L0 210L2 207H3V210L4 209L5 210L3 212L0 211L1 214L3 213L2 215L0 214V220H2L1 222L5 224L8 221V219H5V218H9V217L11 218V215L13 216L15 214L18 215L19 211H18V208L14 207L11 204V201L13 199H11L10 197H8V199L7 198L1 199ZM26 198H28L29 200L27 199L28 200L27 201ZM89 198H90L91 202L88 201ZM72 200H74L75 202L72 203ZM134 200L137 203H135ZM6 202L8 204H6ZM78 202H80V203L78 204ZM29 203H31V202H29ZM45 205H41V207H40V205L33 206V207L29 206L30 208L26 207L27 209H30V210H27L28 212L33 211V212L29 213V214L32 213L30 216H33L34 212H35L34 215H36V213L38 212L37 215L40 213L41 215L45 216L44 218H42L43 216L40 217L41 215H39V217H38L39 220L33 221V223L37 222L38 226L40 225L39 229H42L44 231V232L42 231L43 234L45 232H47L49 230L48 228H50V227L51 228H55V227L57 228L56 225L55 226L52 225V223H51L52 221H50L51 216L49 215L51 209H53L52 211L56 212L55 208H57V206L54 207L50 203H47ZM66 207H69V206H65L64 208H66ZM15 208L17 209L18 212L15 210ZM14 212H16V213H14ZM6 215H8L9 217ZM208 215H209V218H208L209 220L205 221L204 219ZM56 216H59V215L58 214L53 215L52 216L53 218L51 220H53ZM112 216H113V218H112ZM189 216H191V217H189ZM11 221H9V223L7 225L10 226V223H12ZM191 221H192V223H191ZM57 225H59V224H57ZM70 225L72 226L71 228H70ZM196 226L199 227L198 232L191 239H189L188 236H191L190 234L192 233L193 229ZM10 227H14V226H10ZM105 227L108 229H106ZM29 228H31V227L28 226V228H27L25 226L24 227L25 233H21L22 235L23 234L24 235L23 236L20 235V237H17V244H18L17 249L18 250L15 251V254L18 253L17 256H19V257H15L17 259L16 260L14 259V260L15 261L19 260L21 262L20 263L19 261H17V264H18V262L20 264H23V263L28 264V262H27L28 257L23 256L24 252L30 246H31L30 248L33 247L35 249H36V247L39 246V245H37V242L34 238L29 239V238H31V236L28 235L29 232H27L28 230H26ZM110 228H111V230H110ZM32 230H34V229H31V231ZM57 230L58 229H56V231ZM79 230L81 231V233L79 232ZM107 230L110 231V234L108 236H107L108 232L105 233ZM174 231L175 232L178 231L179 236H181L176 241L173 239L171 240L169 238V237H171L170 234ZM0 232H3V231L0 230ZM88 232L89 233L92 232V234H90V236H89L90 238L88 237L89 234H86ZM83 233H84L85 237H83L84 236ZM186 234H188V235H186ZM4 239H6V238H4L3 236H0V241H4ZM168 239H170V240H168ZM81 243L83 246L81 245ZM80 245L82 246V250L79 251L78 249H80L79 248ZM84 245H86V246H84ZM35 249H33V251ZM3 250L4 249L2 248L1 251L3 252ZM75 255H77V256H75ZM81 256L83 258H81ZM9 258L11 259V256ZM9 258L6 260V264H13V262L15 264V261L10 260ZM100 258H102L101 261H100ZM21 259H22V261H21ZM128 262L131 264V259L124 260L123 264H127ZM88 263H86V264H88Z\"/></svg>",
  "mask_w": 264,
  "mask_h": 264
}]
</instances>
